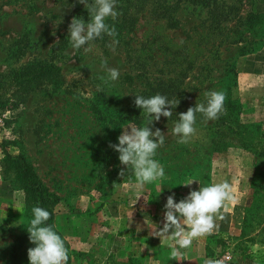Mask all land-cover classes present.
Masks as SVG:
<instances>
[{
    "label": "rangeland",
    "instance_id": "obj_1",
    "mask_svg": "<svg viewBox=\"0 0 264 264\" xmlns=\"http://www.w3.org/2000/svg\"><path fill=\"white\" fill-rule=\"evenodd\" d=\"M93 5L0 0V79L26 64L58 69V77L31 83L20 102L0 103V147L21 154L59 197L53 224L75 250L69 259L117 264L118 204L132 202L139 184L130 167L120 175L126 166L110 145L150 119L135 106L136 95L160 94L179 103L171 117L149 125L165 138L154 157L165 176L155 183L182 175L207 186L211 168L238 169L241 233L221 241L240 253L231 251L227 264H264V0H116L119 15L105 22L117 36L103 34L74 49L69 25L73 18L91 22ZM108 68L120 75L105 84L100 77ZM212 91L226 94V114L208 120L196 113L195 134L180 143L173 134L179 114L207 105ZM22 200L21 180L0 149V264H29L28 249L35 247L27 231L33 207Z\"/></svg>",
    "mask_w": 264,
    "mask_h": 264
},
{
    "label": "clouds",
    "instance_id": "obj_2",
    "mask_svg": "<svg viewBox=\"0 0 264 264\" xmlns=\"http://www.w3.org/2000/svg\"><path fill=\"white\" fill-rule=\"evenodd\" d=\"M79 3L86 6V0H79ZM115 6L116 0H94V5L88 9L92 15L91 22L85 23L82 19L73 18L68 29L72 47L80 49L90 41L102 38L103 34L116 37L118 33L115 26L105 22L108 17L113 20L118 17ZM118 43V40H113V46ZM104 64L106 65L107 61H104ZM107 73V78L100 77L105 84L116 81L120 75L117 68H108ZM206 96L207 105L196 104L195 107H189L186 112L179 114V122L175 124L173 134L180 137V143H187L195 134L196 113H202L208 120H216L221 114H226V94L223 91H212L206 93ZM134 103L137 108L144 110L150 119L143 127L124 129L118 137L119 143L111 144L110 147L119 153L120 163L126 166V170L121 169L120 175L123 176L130 167L137 183L142 186L165 176L164 167L154 159L165 138L159 128L153 131L149 125L153 120L159 121L161 116L171 117L172 109L179 101L156 94L150 98L136 95ZM192 183L190 180L183 185L189 186ZM231 198V188L227 181L191 190L179 202H176L173 193L167 197L164 205L163 227L154 235L160 238L171 236L175 239L178 247L172 248L170 257L180 259L183 253L179 249L189 248L193 239L213 233L217 214L225 206V201ZM32 212L34 218L31 219L27 231L29 240L35 247L28 249L29 264H67L69 256L64 240L52 226H44L51 214L41 207H34ZM219 218L223 219V216ZM204 264H220V261L206 259Z\"/></svg>",
    "mask_w": 264,
    "mask_h": 264
},
{
    "label": "crops",
    "instance_id": "obj_3",
    "mask_svg": "<svg viewBox=\"0 0 264 264\" xmlns=\"http://www.w3.org/2000/svg\"><path fill=\"white\" fill-rule=\"evenodd\" d=\"M235 167L211 168L207 175V186L227 181L231 188V199L225 201V206L215 218L216 227L211 235L193 239L189 248L179 249L183 253L180 259H172V248L178 247L171 236L158 237L154 234L163 227L164 205L167 197L175 194L176 202L185 198L191 190H199L204 184L198 178L178 177L173 183H146L138 185L132 202L122 200L118 204L116 228L113 231L117 238V264H204V261H214L220 245L217 239L237 236L241 232L238 225V205L242 204L244 182L238 178ZM192 180L189 186L183 185ZM241 181V182H240ZM163 186V187H162ZM161 193V194H159ZM155 194H159L157 197ZM163 197V198H162ZM223 216V219L219 217ZM55 219V215H54ZM171 232V230H170ZM69 249V248H68ZM74 251L69 249V253ZM70 261V262H69ZM67 264H78L70 259ZM132 262V263H129ZM230 264H237L231 262Z\"/></svg>",
    "mask_w": 264,
    "mask_h": 264
},
{
    "label": "trees",
    "instance_id": "obj_4",
    "mask_svg": "<svg viewBox=\"0 0 264 264\" xmlns=\"http://www.w3.org/2000/svg\"><path fill=\"white\" fill-rule=\"evenodd\" d=\"M45 76L58 77V69L44 64H26L11 71L9 76H2V79H0V103L3 102L8 105H14L16 102H20V96L31 88V83H35L34 81ZM12 88L13 90L10 91ZM12 92L18 96L17 99L11 98L10 95ZM0 149L3 153L4 162L8 163V168H13L15 176L21 180L23 204L33 208L41 207L47 210L51 215L44 226H52L53 230L60 235L53 224L55 206L59 202V197L47 190L35 176L31 168L26 164L21 154L11 155L4 148L0 147ZM215 242L219 243L220 246H225V242L220 239H216ZM65 247L67 248L68 254H70L66 242ZM232 251L240 253L239 251L237 252L235 247L232 248Z\"/></svg>",
    "mask_w": 264,
    "mask_h": 264
},
{
    "label": "built area",
    "instance_id": "obj_5",
    "mask_svg": "<svg viewBox=\"0 0 264 264\" xmlns=\"http://www.w3.org/2000/svg\"><path fill=\"white\" fill-rule=\"evenodd\" d=\"M231 251V245L225 242L224 250H219V252L217 253V257H215L214 261H220V264H227L231 260Z\"/></svg>",
    "mask_w": 264,
    "mask_h": 264
}]
</instances>
